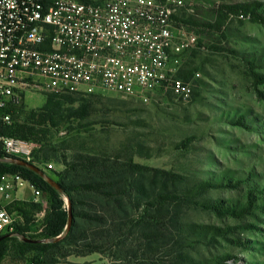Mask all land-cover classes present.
<instances>
[{"label": "rangeland", "instance_id": "1", "mask_svg": "<svg viewBox=\"0 0 264 264\" xmlns=\"http://www.w3.org/2000/svg\"><path fill=\"white\" fill-rule=\"evenodd\" d=\"M254 1L264 3V0H185V7L178 10L175 18L179 29L187 35L194 33L200 41H209L205 48L187 49L175 64L177 74L194 72V76L185 80L193 85L191 98L179 96L172 90L154 93L147 100L113 93L79 95L92 105L93 111L87 118H66L57 126L48 122L34 126L29 118L39 113L47 97L54 94L30 93L13 111L12 123L0 136L33 143L30 164L55 183L65 175L67 181L87 176L84 172L71 177V173L66 174L65 161L71 163L79 156L110 159L107 165L111 169L115 166L116 172L125 169L124 165L131 158L147 168L137 175L147 189L143 203L154 201L164 192L180 196L174 202L156 204L144 217L140 227L150 226L160 237L150 253L145 250L146 241L138 240L137 232L121 240L125 241V248L118 241L120 246L114 249L118 257L121 258L127 248L132 250V256L140 258L138 262L130 260L132 264H177L179 254L188 255L196 262L229 255L232 257L229 264H264V210H261L264 203L261 200L257 202L261 209L254 208L242 218L220 215L194 204L202 199H213L243 207L248 202L250 189L255 186L264 189V85L254 86L253 77V72L264 77V25L233 16L224 8ZM240 118H243V126L238 124ZM16 124L26 125L36 133L19 134L13 127ZM44 155H48V159H44ZM160 171L182 179L173 185ZM15 175H20L25 182L17 187L7 203L17 226L22 225L24 219L15 211V201L42 203L44 209L48 204L42 200V193L40 201L35 202L36 188L25 173ZM209 180L216 187L205 196L185 198L191 196L187 190ZM239 181L237 188L231 186ZM65 203L68 205L67 199ZM142 208L134 210V219L140 217ZM79 210L91 212L88 207ZM44 215L45 211L37 214L36 222ZM177 222L228 231L217 235L209 244L199 243L198 238L180 232ZM231 228L236 229L229 230ZM36 233L32 230L28 234ZM22 237L14 234L7 239L0 264H31L35 253L21 255L17 249L24 242ZM113 261L112 253L104 251L86 256L71 254L60 264H111Z\"/></svg>", "mask_w": 264, "mask_h": 264}, {"label": "built area", "instance_id": "2", "mask_svg": "<svg viewBox=\"0 0 264 264\" xmlns=\"http://www.w3.org/2000/svg\"><path fill=\"white\" fill-rule=\"evenodd\" d=\"M185 0H0V125L28 94L113 93L147 100L172 90L191 98L193 85L177 77L179 57L209 41L179 29ZM197 77L200 74H196ZM3 151L31 163L34 145L0 137ZM25 183H0V238L13 235L7 203ZM35 202L41 192L34 189Z\"/></svg>", "mask_w": 264, "mask_h": 264}, {"label": "trees", "instance_id": "3", "mask_svg": "<svg viewBox=\"0 0 264 264\" xmlns=\"http://www.w3.org/2000/svg\"><path fill=\"white\" fill-rule=\"evenodd\" d=\"M84 2L85 0H78ZM231 15L249 18L252 23L264 25V3L254 1L252 3L228 5L224 7ZM261 10V12H258ZM190 76H194V72H183L177 74V77L187 80ZM254 86L264 85V77L253 72ZM194 94V92H193ZM80 93H65L54 94L47 97L45 106L40 109L37 114H33L31 121H34V126L42 125L44 122L58 125L66 118H87L93 111L92 105L84 99L79 98ZM84 96V95H83ZM75 104H78L77 106ZM71 107L65 109L64 106ZM76 106V107H74ZM67 112V113H66ZM13 116V114H12ZM243 118H240L238 124L243 126ZM19 134L36 133L35 130L26 125L13 126ZM7 130L6 126L0 125V136H3ZM38 134V133H37ZM1 158H15L6 155L3 148L0 146ZM48 159V155L43 156ZM111 160L100 159L97 156H79L76 161L67 163L66 174H87L82 180L71 179L67 181L65 177L57 183L60 189L51 186L42 177L35 174L26 167L17 164L0 162V183L4 175H15L17 172H23L28 176L29 181L36 190L43 194V201L48 204L47 209H44L42 203L15 201V211L20 213L24 219L22 225H17L14 234L33 240H54L52 243L33 244L23 242L17 249L21 255L34 252L35 256L31 264H60L62 259L67 258L71 254L78 256H86L91 253H101L109 251L112 253L114 261L111 264H132L130 260H140L139 257L132 256L131 249L122 252V259L117 256V251H114L118 245L125 248V238L137 232L138 240L146 241V251L150 253L153 250L152 245L159 241V236L155 229L150 226L141 228L144 217L150 213L156 204L174 202L181 198L175 193L164 192L156 196L154 201H145L143 198L147 194L145 185L140 182L137 175L147 171L146 167H142L128 159L124 165L125 169L120 172L115 171V166L111 167L107 163ZM59 162V161H58ZM112 163L116 164L113 160ZM166 179L173 185H177L182 177L174 175L166 171H160ZM129 175H124V174ZM240 181L231 185L233 188L239 186ZM216 184L212 181H203L191 190H187L185 198H202L209 191L214 189ZM186 194V195H187ZM261 196V199H258ZM65 199L71 203L72 224L67 230L69 223V207L65 203ZM261 200L264 203V189L253 187L249 190L248 202L243 207H236L233 204L224 203L221 200L202 199V201L194 203L206 210L216 212L220 215H228L236 218H242L255 208L261 209L257 202ZM142 206L143 211L140 217L136 220L133 218L134 210ZM80 207H88L91 212H81ZM10 211V207H7ZM264 210V209H261ZM45 211V215L40 222H36L37 214ZM264 212V211H263ZM180 232L190 237H196L199 243H210L215 240L217 235H224L228 230L219 229L211 226H198L195 224H182L177 222ZM34 228V229H33ZM134 228H138L134 231ZM231 228L229 230H235ZM34 230L35 235L28 233ZM63 238L56 240L62 234ZM8 238H4L0 242V262L2 260L4 244ZM119 241V242H118ZM122 248V249H124ZM122 251V250H121ZM148 257V256H146ZM125 258V260L123 259ZM177 264H229L232 258L229 255L217 256L211 260H202L196 262L190 256L179 254ZM121 260V261H120ZM144 261H147L145 258ZM140 264V263H139Z\"/></svg>", "mask_w": 264, "mask_h": 264}, {"label": "water", "instance_id": "4", "mask_svg": "<svg viewBox=\"0 0 264 264\" xmlns=\"http://www.w3.org/2000/svg\"><path fill=\"white\" fill-rule=\"evenodd\" d=\"M0 162H7V163H12V164H17V165H20V166H22V167H26V168H28V169H31V170H33L34 172L38 173V174H39L40 176H42L43 178L47 179L48 183H49L51 186H53V187H55V188H57V189H60V188H59V185H58L57 183H55L54 181H52V180L49 179V178H46L45 175H44V173H43L39 168H37L36 166H34L33 164H30V163H28V162H26V161H23V160H21V159H18V158H9V159H2V158H0ZM67 202H68V207H69V212H70V213H69V216H70V218H69V223H68V226H67V230H68V229H70L71 224H72V217H71V211H70V210H71V203H70L69 200H67ZM64 235H65V233L62 234L61 236H59L56 240H59V239L63 238ZM10 236H12V235H6V236L1 237V238H0V242H1L4 238H6V237H10ZM22 239L24 240V242H27V243H33V244L52 243V242H54V240H33V239L26 238V237H22Z\"/></svg>", "mask_w": 264, "mask_h": 264}]
</instances>
